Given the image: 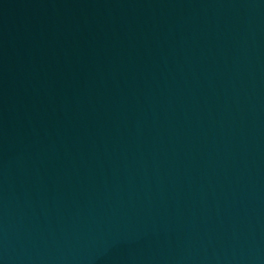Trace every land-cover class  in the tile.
Here are the masks:
<instances>
[{
  "label": "water",
  "instance_id": "95a60500",
  "mask_svg": "<svg viewBox=\"0 0 264 264\" xmlns=\"http://www.w3.org/2000/svg\"><path fill=\"white\" fill-rule=\"evenodd\" d=\"M0 264H264V0H0Z\"/></svg>",
  "mask_w": 264,
  "mask_h": 264
}]
</instances>
